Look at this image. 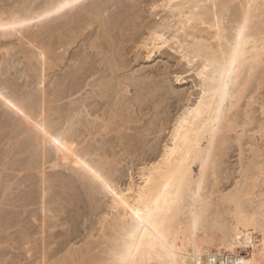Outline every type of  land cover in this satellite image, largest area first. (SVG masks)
<instances>
[{
	"label": "rangeland",
	"instance_id": "1",
	"mask_svg": "<svg viewBox=\"0 0 264 264\" xmlns=\"http://www.w3.org/2000/svg\"><path fill=\"white\" fill-rule=\"evenodd\" d=\"M156 1L89 0L59 21L58 30L42 22L44 30L29 35L22 46L28 47L32 66L19 42L11 56L0 50L5 59L0 64V264H50L67 258V247L89 241L93 249L83 254L98 258L90 264L105 260L107 243L99 238V221L110 212L113 193L141 182L139 168L162 152L177 115L200 93L192 66L175 46L154 53L141 46L151 26L167 16L162 10L152 13ZM23 2L0 0V11ZM260 74L233 112L236 131L225 133L210 149L217 163L194 166L211 204L202 219L209 224L192 239L211 248L206 247L211 253L206 264H264V71ZM113 115L115 126L100 130L103 118L97 116L108 123ZM86 128L100 134L89 139ZM59 154L66 165L53 168ZM38 161L43 167L36 171L32 166ZM93 172L102 173L100 182ZM89 175L95 178L92 192L98 205L88 196ZM241 191L248 192L245 230L254 235L240 250L235 247L234 205L226 197ZM191 258L185 261L193 264Z\"/></svg>",
	"mask_w": 264,
	"mask_h": 264
},
{
	"label": "bare ground",
	"instance_id": "2",
	"mask_svg": "<svg viewBox=\"0 0 264 264\" xmlns=\"http://www.w3.org/2000/svg\"><path fill=\"white\" fill-rule=\"evenodd\" d=\"M88 1L82 0V4L77 8L23 29L0 31V43H2L0 50L5 52L3 56H11V51L19 42L24 59L29 66H32L33 60L26 51L28 47L22 48L24 39L44 30L42 22L52 24L50 29L58 30L59 21L68 18L70 13L80 7L83 8ZM57 2L58 0H44L42 3L36 4L35 0H24L22 4L12 5L11 3V6L10 4L8 7L6 5V8L0 11V23L7 25L16 20L35 19L38 14H42L44 10ZM250 4L251 8H249ZM99 10L97 9V11ZM151 10L153 14L156 12L154 15H158L159 10H162L167 13V16L165 14L166 17L161 23L151 26L149 37L147 36L146 40L142 41L141 46L144 49H149L150 53L159 51L166 46H175L173 48L182 54L183 60L192 66L193 72L198 78L197 86L200 88V93L194 103H190L189 99V103L177 115L162 152L154 158V161L144 162L143 166L139 168L138 174L141 182L132 181L127 189L121 190L119 194L113 193L112 203L109 206L110 212L104 214L99 221L101 226L99 238H104L107 243V248L104 250L106 258L104 261L102 260L104 263L101 262V264H112L116 261L118 254L126 251V246L140 244L139 238L132 240L129 239V235L136 226L133 223V210L143 211L145 209L151 210L152 219L151 222L144 225L148 230L147 233L143 231L137 233V237L144 236L145 241L138 252L133 247L129 264H164L156 254H150V250L147 248L149 242L147 237L155 235L154 228L163 232L170 249L174 252L176 259L172 264H192V262L185 261L188 259L191 261L192 256H195L193 264H206L210 257L209 254H211L209 250L211 248L205 244L202 245L203 243L197 245L192 239L195 238L196 232L205 227L204 223L209 224L207 221L203 223V217L211 208V204L203 197L204 194L194 166L204 168L208 163L213 166L217 163L214 154L209 153L210 149L214 150L216 140L219 138L220 141L225 133L236 131V122L231 120L233 119L232 115L234 116L233 112L238 110L250 87L257 79H260V72L264 71V0H158L152 4ZM93 15L92 13L91 17L95 19ZM97 18L104 27L99 12H97ZM245 18H247L245 39L240 49L236 69L229 77L227 72L235 48L237 30ZM35 28H38V31H35ZM32 29L34 30L32 31ZM4 61L5 59L0 57V64ZM108 87V91H112L110 86ZM127 89L122 90L121 88V91L124 93L127 92ZM112 93L108 92L113 96L114 93ZM108 96L109 99L110 95ZM246 113L248 118L251 117L249 112L246 111ZM97 118H103V122L99 125L100 130L108 131L114 124L116 116L113 115L107 119L108 123L104 117L97 116ZM72 122L76 123L74 120ZM89 126L95 127L94 123H90ZM93 128H86L89 139L100 134L99 129L94 133ZM156 128L155 126V130H157ZM157 131L159 132V130ZM40 142L38 141L39 144ZM222 143H225V140ZM58 156L59 161L53 163V168L66 165L61 163V155ZM77 160L78 158H76ZM39 161L43 164L41 159ZM39 161L37 164L35 162L36 165L31 164L34 165L32 167L36 171L43 167ZM34 169L31 171H35ZM101 174L98 175L100 180L102 179ZM91 175L86 183L89 189L88 196L93 205H98L100 200L92 192L94 188L92 182H95V178H93L95 176ZM46 176L48 177V175ZM100 180L98 181L100 182ZM47 192L45 191V193ZM125 192L129 194L127 201L122 200ZM247 196V191H241L231 192L226 197L227 202L234 205L237 224L235 247L240 250L243 246L242 242L253 233H248V230H245L246 210L243 203ZM44 210L49 213L52 211L50 208ZM145 217H147V213H145ZM54 219L56 220V217ZM214 221L216 223V220ZM212 225L215 224L212 223ZM107 230H109L108 233H106ZM94 237V234L90 233L89 238L92 240ZM89 244L90 241L82 247H76L75 244L67 247L68 257L50 264H60V262L76 264L78 261H80L78 264L96 263L98 258L95 259L89 254L87 257L86 252L83 254V251L88 252L93 249L92 247L89 250V247L93 246ZM233 250L230 252L233 253ZM101 255H99L100 258ZM190 255L192 256L190 257ZM213 258L214 263L217 262L218 259Z\"/></svg>",
	"mask_w": 264,
	"mask_h": 264
},
{
	"label": "snow or ice",
	"instance_id": "3",
	"mask_svg": "<svg viewBox=\"0 0 264 264\" xmlns=\"http://www.w3.org/2000/svg\"><path fill=\"white\" fill-rule=\"evenodd\" d=\"M82 4V0H58L57 3H54L50 8L43 11L42 14H38L35 19H24V20H16L8 23L7 25L0 23V31L5 30H16V29H23L26 26H30L33 24H37L41 21H44L48 18L53 16L60 15L68 10H72L74 8L79 7ZM251 8V4L249 5ZM247 28V18H245L244 22L239 25L236 35V43L235 48L233 51V56L230 62L229 70L227 75L229 77L232 76L233 72L236 69V65L238 62V57L240 53L241 46L245 39V32ZM227 87V85H225ZM0 99H4L2 95H0ZM19 111V109H17ZM39 127V126H37ZM59 144V141H55ZM93 176H95L98 180L100 177L93 172ZM110 190V189H109ZM127 207V205H125ZM145 213H147V217H145ZM133 217H134V225L133 231L129 235V239L136 240L139 238L140 244L134 246H126V251L117 255L116 261L112 262V264H129V260L131 259L133 247L135 251H139L140 247L144 244L145 237L139 236L137 237V233L143 231L147 233V229L144 227L145 223L151 222L152 213L151 210L145 209L141 210H133ZM155 235L148 236V244L147 248L150 250V254H156L159 259H161L164 264H172L175 261L176 257L174 252L170 249L169 244L163 234L162 231H157L155 228L153 229Z\"/></svg>",
	"mask_w": 264,
	"mask_h": 264
}]
</instances>
